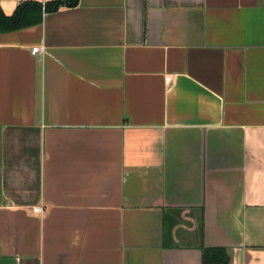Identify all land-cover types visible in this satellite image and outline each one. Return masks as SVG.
<instances>
[{
	"label": "crops",
	"instance_id": "obj_1",
	"mask_svg": "<svg viewBox=\"0 0 264 264\" xmlns=\"http://www.w3.org/2000/svg\"><path fill=\"white\" fill-rule=\"evenodd\" d=\"M204 249L264 264V0H78L0 33V264Z\"/></svg>",
	"mask_w": 264,
	"mask_h": 264
},
{
	"label": "trees",
	"instance_id": "obj_2",
	"mask_svg": "<svg viewBox=\"0 0 264 264\" xmlns=\"http://www.w3.org/2000/svg\"><path fill=\"white\" fill-rule=\"evenodd\" d=\"M78 0H55L45 4L37 2L20 3L11 15H5L0 8V33L13 32L41 23L43 15L61 7H74ZM226 253L219 249H204L203 264H227Z\"/></svg>",
	"mask_w": 264,
	"mask_h": 264
},
{
	"label": "built area",
	"instance_id": "obj_3",
	"mask_svg": "<svg viewBox=\"0 0 264 264\" xmlns=\"http://www.w3.org/2000/svg\"><path fill=\"white\" fill-rule=\"evenodd\" d=\"M41 49L39 47H33L31 49V55L35 56ZM170 81V76L165 77V82H169ZM33 213L36 215H41L42 213V209L40 207H34L33 208Z\"/></svg>",
	"mask_w": 264,
	"mask_h": 264
}]
</instances>
